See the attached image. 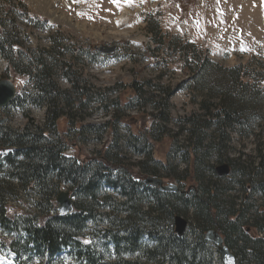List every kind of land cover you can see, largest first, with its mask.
Here are the masks:
<instances>
[{
  "label": "rangeland",
  "instance_id": "rangeland-1",
  "mask_svg": "<svg viewBox=\"0 0 264 264\" xmlns=\"http://www.w3.org/2000/svg\"><path fill=\"white\" fill-rule=\"evenodd\" d=\"M0 33L12 39L9 54L0 53V80L9 79L16 89L15 98L0 109V135L24 131L29 124L31 129L37 126L45 138L66 142L62 156L70 162L79 156L95 167L108 154L117 159L111 168L113 176L127 170L141 184L148 176L158 177L175 183L180 195L189 194L202 182L225 177L220 184L226 190V203L248 208L240 231L264 238L259 228L264 225V189H252L249 180L239 186L233 173L259 166L257 179L264 181V0H0ZM155 41L161 45L157 47ZM95 45L116 49L104 53L93 49ZM29 51L43 53L52 66L53 82L69 98L68 104L58 102L56 124L48 123L46 103H32L39 92L29 74L33 70ZM204 59L214 71L211 80L201 82L193 73ZM231 70L238 84L246 86L245 99L255 116L247 127L225 128L223 152L218 154L205 148L213 138L212 129L197 147L187 121L195 116L202 124L205 111L200 106L217 103L223 95L222 72ZM201 72L209 75L208 69ZM223 76L228 77L227 73ZM132 83L143 86L141 101L130 95ZM210 95L213 99L208 100ZM229 95L234 96L230 91ZM164 98L167 107L159 111ZM80 101L83 107L77 105ZM66 113L73 114L70 120ZM142 114L148 115L143 132L137 125ZM7 153L1 152L0 158ZM222 164L229 168L224 176L215 170ZM57 191L70 192V185L62 182ZM5 195L8 205L27 213L35 211L34 191L16 189L15 194ZM108 196L111 207L100 212L116 210L122 216L123 209L113 202H123L124 197L118 189L102 184L100 198ZM255 211L257 223L252 219ZM177 215L188 221L183 235L193 238L192 210ZM87 224L84 242L101 253L102 264L118 263L103 233L108 224ZM10 236L18 240L17 245L13 250L0 244V264H86L67 249L53 260H44L34 250H25L23 230L17 234L0 225V239ZM143 239L155 243L146 235ZM210 248L218 262L219 253ZM237 264L241 263L237 260Z\"/></svg>",
  "mask_w": 264,
  "mask_h": 264
},
{
  "label": "trees",
  "instance_id": "trees-1",
  "mask_svg": "<svg viewBox=\"0 0 264 264\" xmlns=\"http://www.w3.org/2000/svg\"><path fill=\"white\" fill-rule=\"evenodd\" d=\"M0 37V53L6 56L10 52L12 39L2 33ZM155 42L157 47L161 45V42ZM53 49H57V45H54ZM30 52L33 56V59L30 58L33 70H30L29 74L33 87L39 92L33 97L32 103L37 105L46 103L48 123L56 124L60 117L58 102L64 101L68 104L69 98L67 99L53 82L50 75L52 66L42 58L43 53ZM209 65L212 64L204 59L195 70L196 73H193V77L202 78L201 82L211 80L210 73L214 70L210 69ZM206 69L209 75L203 76L201 71ZM223 73H227L228 77H224ZM219 86L223 90V95L216 104L210 102L207 106L201 105V110L205 111L201 115L204 118L202 124L200 125L196 117L192 116L187 121V131L199 147L207 130L212 129L213 138L207 142L205 148L222 154L225 128L239 130L247 127L255 115L248 100L245 99L248 93L246 86L238 84L235 70L222 72ZM142 87L141 84L132 83L129 87L130 95L141 101L145 95ZM229 91L234 96H230ZM79 93L84 94L83 90ZM240 95L243 97H239ZM210 99H213L211 95L208 96V100ZM77 105L84 106L81 101ZM162 106L163 109L159 111L166 109L167 98L163 99ZM104 108L108 112V106ZM155 109L159 108L156 106ZM65 116L70 120L73 114L66 113ZM116 117L112 114L113 120H116ZM205 117L208 120H205ZM147 121V114L139 117L137 125L141 132L147 126ZM65 145L63 139L45 138L41 128L35 126L31 129L30 124L24 131L10 130L0 135V153L8 150V153L0 158V225L3 229L17 234L23 230L26 235L23 245L27 252L34 250L44 260L45 257L53 260L67 249L76 260L86 264H102L101 253L94 246L84 242L87 223L100 222L108 224L103 233L119 257V262L113 264H222L220 258L218 262L214 261L210 248L212 243L204 237L206 231L216 228L221 230L225 244L234 250L238 262L264 264V238L248 232L243 234L240 231V225L246 220L248 208L243 204L226 203L224 199L226 190L220 184L225 177L218 178L216 182L211 180L202 182L195 190H190L189 194L180 195L178 191L163 192L158 187L153 186L149 189L148 185L133 181L134 177L128 176L129 172L126 169L123 173L113 176L111 168L115 167L113 163L117 159L108 154L101 157L95 167L89 165L88 159H81L79 156H75L70 162L62 156ZM92 159L95 158L90 160ZM258 171L259 166H256L247 173L242 168L233 173L239 186L243 185V180H249L252 189L262 190L264 181H258ZM134 175L139 180L138 174ZM111 177H114V180H111ZM62 182L70 185L71 196L77 198L73 202V213L65 215L58 214L55 197L57 195H54L59 193L57 189ZM102 184L118 189L119 194L124 197L123 202H113V205L123 209L122 216L116 210L100 212L111 207L108 203L111 202L109 196L100 198ZM4 189L7 191L4 192ZM16 189L25 193L30 191L36 193L34 212H23L7 204L5 193L15 194ZM142 202L148 206L142 207ZM189 208L194 217L195 235L191 239L185 235L178 236L171 225L172 220L174 224V217L178 213ZM257 216L258 212L255 211L252 219H258ZM261 219L264 222V214ZM259 228L260 231H264V225ZM143 235L150 237L155 243L144 242ZM17 241L14 236H10L9 239L1 238L0 244L15 250ZM213 249L217 251L214 246ZM124 255L128 256L126 260L121 259Z\"/></svg>",
  "mask_w": 264,
  "mask_h": 264
},
{
  "label": "water",
  "instance_id": "water-1",
  "mask_svg": "<svg viewBox=\"0 0 264 264\" xmlns=\"http://www.w3.org/2000/svg\"><path fill=\"white\" fill-rule=\"evenodd\" d=\"M94 49L104 53H113L115 50L114 46H93ZM15 96V87L13 83L8 79L0 80V108L6 107ZM229 169L227 165H220L216 168L218 175L223 176L228 173ZM143 182L147 185H157L161 191L174 193L178 190V187L175 184L168 183L163 184L161 178H155L148 176ZM56 201L58 203V212L59 214H67L73 211V204L70 198L69 192L62 191L57 195ZM188 221L180 216L176 215L174 217V231L178 236H182L187 227ZM207 241L212 242L221 256L223 264H237L236 257L228 245L224 244L223 238L220 233L216 230L210 229L205 235Z\"/></svg>",
  "mask_w": 264,
  "mask_h": 264
},
{
  "label": "bare ground",
  "instance_id": "bare-ground-1",
  "mask_svg": "<svg viewBox=\"0 0 264 264\" xmlns=\"http://www.w3.org/2000/svg\"><path fill=\"white\" fill-rule=\"evenodd\" d=\"M251 22H252V20H251Z\"/></svg>",
  "mask_w": 264,
  "mask_h": 264
}]
</instances>
